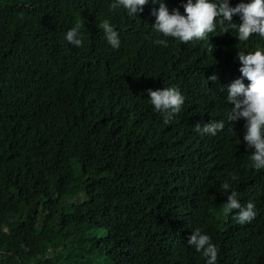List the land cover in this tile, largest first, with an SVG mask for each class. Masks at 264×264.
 I'll use <instances>...</instances> for the list:
<instances>
[{"label":"trees","instance_id":"trees-1","mask_svg":"<svg viewBox=\"0 0 264 264\" xmlns=\"http://www.w3.org/2000/svg\"><path fill=\"white\" fill-rule=\"evenodd\" d=\"M165 1L130 16L114 0H0V264H206L187 244L197 228L217 264H264V169L227 102L230 58L264 50V38L231 50L220 21L211 39L164 37L153 11L164 2L171 12ZM241 2L251 0H229ZM78 22L81 46L51 40ZM167 87L185 102L165 124L148 90ZM221 120L215 136L195 130ZM232 191L254 203L250 223L224 213Z\"/></svg>","mask_w":264,"mask_h":264},{"label":"clouds","instance_id":"clouds-1","mask_svg":"<svg viewBox=\"0 0 264 264\" xmlns=\"http://www.w3.org/2000/svg\"><path fill=\"white\" fill-rule=\"evenodd\" d=\"M149 0H114L110 5L111 9L123 7L128 15L137 16L143 11ZM155 3L156 0H153ZM172 11L170 12L164 2L159 3V9L153 11L156 22L153 26L157 33L164 37H172L182 43H189L193 40L211 39L218 36L217 22L224 25L223 32L232 30L231 36L235 40L237 47L240 42H246L255 34L264 38V0H251L250 3H239L235 7L230 6L229 0H170ZM239 14L242 22L235 20L234 15ZM107 42L113 48H119V33L114 30L110 21L105 19L101 25ZM81 24L78 22L72 29L55 28L50 34L53 41L63 39L68 46H81L80 38ZM155 44L164 47L168 46L166 39H156ZM62 62V60H61ZM231 62V71L234 81L228 86L227 102L231 103V112L228 121L245 119L244 140L248 148L255 151L251 155L253 167L257 170L264 169V50L260 48L243 49L235 53ZM241 64L239 71L241 76L234 74V66ZM215 82V74L208 77ZM149 98L154 110L160 112L164 123H169L174 115H178L185 97L176 87H167L163 90L149 89ZM224 122L209 121L201 126L195 125V130L201 134L215 136L218 131L223 130ZM222 188L227 192L230 184L225 182ZM255 205L248 202L243 205L237 199V193L232 191L228 195L227 202L223 204L225 214H231L236 210V219L243 225L250 223L255 217ZM187 244L194 247L196 252H202L206 258V264H217L218 249L211 242L209 235L204 234L197 228L192 231Z\"/></svg>","mask_w":264,"mask_h":264},{"label":"rangeland","instance_id":"rangeland-1","mask_svg":"<svg viewBox=\"0 0 264 264\" xmlns=\"http://www.w3.org/2000/svg\"><path fill=\"white\" fill-rule=\"evenodd\" d=\"M50 182H51V184H53V180H52V179H50ZM82 198H83V196L80 195V197L76 198V199L74 200V202L79 203V201H80ZM56 206H57V203H56V202H49V203L47 204V209H48L49 211H52V210H54V209L56 208Z\"/></svg>","mask_w":264,"mask_h":264}]
</instances>
